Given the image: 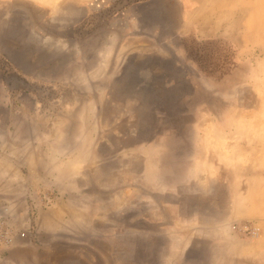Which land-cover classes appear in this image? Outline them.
Masks as SVG:
<instances>
[{
	"label": "rangeland",
	"instance_id": "rangeland-1",
	"mask_svg": "<svg viewBox=\"0 0 264 264\" xmlns=\"http://www.w3.org/2000/svg\"><path fill=\"white\" fill-rule=\"evenodd\" d=\"M43 146L78 188H38ZM7 173L0 264H264V0H0Z\"/></svg>",
	"mask_w": 264,
	"mask_h": 264
},
{
	"label": "crops",
	"instance_id": "crops-1",
	"mask_svg": "<svg viewBox=\"0 0 264 264\" xmlns=\"http://www.w3.org/2000/svg\"><path fill=\"white\" fill-rule=\"evenodd\" d=\"M55 142H61V143H73V142H79L78 140H69L66 138L65 140H56ZM48 148V147H47ZM45 146L41 147L39 151V157H38V163L39 166L42 168L40 171L43 175L37 180V186L39 189L41 187H45V185H55L60 190H74L75 188H78L79 184H82L78 181V178H76V175L74 173L68 172L67 170H62L61 173L58 172V170L61 169V167L70 165L71 161L69 163L62 158H65L67 153L73 152V147L68 146H59L58 151H49ZM75 151L77 152V147L75 146ZM24 150V148H22ZM73 152V153H74ZM24 154V153H21ZM75 154V153H74ZM21 157H23L21 155ZM54 176V180L50 177ZM188 179V178H187ZM187 181V180H186ZM28 178L21 174H1L0 175V211L2 213H8L11 212L12 214L15 212L17 214V206L15 204V201H23L24 199L30 195H32V192L35 191V188L32 186H28ZM162 187L166 186V191H169L171 189L169 183L164 185V183H161ZM33 197V195H32ZM26 209L22 213L23 215L26 214ZM28 216V215H27ZM211 225L201 222L199 225H195L192 227H187V229L192 231H200V232H206L210 231ZM183 228L182 230H184ZM186 230V229H185ZM171 236V243L170 246L171 251L170 253L175 251V245H181V248H185L190 244L191 238L185 237V236H175L172 235L173 233L168 232ZM167 237V236H166ZM184 253V251L182 252Z\"/></svg>",
	"mask_w": 264,
	"mask_h": 264
},
{
	"label": "built area",
	"instance_id": "built-area-1",
	"mask_svg": "<svg viewBox=\"0 0 264 264\" xmlns=\"http://www.w3.org/2000/svg\"><path fill=\"white\" fill-rule=\"evenodd\" d=\"M13 214L11 212L2 213L0 211V247L4 244H9L15 238L14 236V228L12 226ZM26 233L24 231L21 232V235L24 236Z\"/></svg>",
	"mask_w": 264,
	"mask_h": 264
},
{
	"label": "bare ground",
	"instance_id": "bare-ground-1",
	"mask_svg": "<svg viewBox=\"0 0 264 264\" xmlns=\"http://www.w3.org/2000/svg\"><path fill=\"white\" fill-rule=\"evenodd\" d=\"M40 1H44V2L49 1L50 3H55L56 0H40Z\"/></svg>",
	"mask_w": 264,
	"mask_h": 264
}]
</instances>
